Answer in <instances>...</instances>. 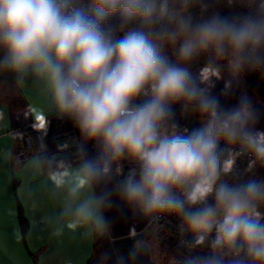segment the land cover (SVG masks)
I'll return each instance as SVG.
<instances>
[{"label":"clouds","instance_id":"clouds-1","mask_svg":"<svg viewBox=\"0 0 264 264\" xmlns=\"http://www.w3.org/2000/svg\"><path fill=\"white\" fill-rule=\"evenodd\" d=\"M248 74L264 82V0H0V83L79 132L75 164L16 161L39 181L28 197L57 203L36 230L110 238L107 213L130 210L147 228L177 220L175 249L137 233L100 264H264V129L234 88Z\"/></svg>","mask_w":264,"mask_h":264},{"label":"crops","instance_id":"crops-1","mask_svg":"<svg viewBox=\"0 0 264 264\" xmlns=\"http://www.w3.org/2000/svg\"><path fill=\"white\" fill-rule=\"evenodd\" d=\"M169 55H172L171 50ZM199 69L200 66H194L193 72L199 74ZM222 75L227 79L226 69ZM223 87L224 79L217 80L214 93L221 96L223 103L234 104L235 96L225 98L221 95ZM234 88L236 95L246 91L253 98L261 114L257 127L264 129V82L256 75L248 74ZM43 108L44 99L35 91L29 89L15 92L7 84L0 83V264H100L104 252L113 253V256L116 252L127 253L134 242L132 237L137 233L160 241L161 247L169 251L175 249L176 245L167 238V242L164 240L162 243L161 234L147 228L146 222L133 216L130 210L113 209L107 213L112 221L110 238H86L79 232L70 231L55 237L47 228L36 230L37 222L53 214L57 203L42 191H36L31 199L28 197L29 190L36 188L39 181L30 182L16 161H28L43 150L52 152L61 162L67 160L75 164L79 159L78 154L72 150L73 146L66 144L73 138H79L78 130L68 121H62L55 115H46ZM176 110L177 118L183 126L192 128L199 125L200 121L195 116H181L179 105ZM47 120L50 124L44 138L41 130L46 127ZM22 127L31 132H39L44 148L25 150L23 144L9 133L10 130ZM87 148L90 155L95 154L96 149L92 144H88ZM17 203L28 221L24 240L17 221ZM133 228L136 232L131 233Z\"/></svg>","mask_w":264,"mask_h":264},{"label":"built area","instance_id":"built-area-1","mask_svg":"<svg viewBox=\"0 0 264 264\" xmlns=\"http://www.w3.org/2000/svg\"><path fill=\"white\" fill-rule=\"evenodd\" d=\"M14 138H16L18 141H20L25 150H30L34 147H38L39 149L44 148V142L39 132H31L28 131L26 128H18L14 130H10V132ZM264 171V170H262ZM175 222H178L177 220H174L170 217H165L164 221H161L162 227L153 226V230H157L161 235L165 236L171 243L177 245L178 243V232H177V226L178 223L175 224Z\"/></svg>","mask_w":264,"mask_h":264},{"label":"trees","instance_id":"trees-1","mask_svg":"<svg viewBox=\"0 0 264 264\" xmlns=\"http://www.w3.org/2000/svg\"><path fill=\"white\" fill-rule=\"evenodd\" d=\"M16 215H17V221H18V226H19V230H20V235H21L22 239L24 240L27 229H28V221L25 218L23 211H22V207L20 206L19 203H17ZM86 264H89V262H87Z\"/></svg>","mask_w":264,"mask_h":264},{"label":"rangeland","instance_id":"rangeland-1","mask_svg":"<svg viewBox=\"0 0 264 264\" xmlns=\"http://www.w3.org/2000/svg\"><path fill=\"white\" fill-rule=\"evenodd\" d=\"M161 242L164 243L165 241L167 242V239H165V236L161 235ZM165 240V241H164Z\"/></svg>","mask_w":264,"mask_h":264}]
</instances>
